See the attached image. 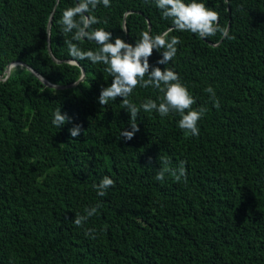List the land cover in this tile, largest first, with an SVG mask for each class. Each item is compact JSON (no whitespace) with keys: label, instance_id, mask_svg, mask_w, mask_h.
I'll use <instances>...</instances> for the list:
<instances>
[{"label":"trees","instance_id":"16d2710c","mask_svg":"<svg viewBox=\"0 0 264 264\" xmlns=\"http://www.w3.org/2000/svg\"><path fill=\"white\" fill-rule=\"evenodd\" d=\"M77 2L0 0L2 79L17 63L0 80V264H264V0H202L232 38L173 31L180 38L174 59L158 65L155 50L149 58L179 74L193 108H207L199 135L180 129L178 114L141 110L130 141L120 137L131 130L122 98L98 103L111 84L105 66L67 62L72 33L59 20ZM90 14L112 42L119 36L134 45L149 24L152 35L173 27L153 0H111ZM21 63L69 87L50 88ZM162 95L137 87L129 99L139 107ZM57 109L71 118L63 127L52 124ZM74 125L82 126L76 138ZM162 158L172 168L185 161L187 182L171 172L156 180ZM105 175L115 187L100 197L92 186ZM97 204V215L73 223ZM88 229L95 231L86 236Z\"/></svg>","mask_w":264,"mask_h":264},{"label":"clouds","instance_id":"9594fccd","mask_svg":"<svg viewBox=\"0 0 264 264\" xmlns=\"http://www.w3.org/2000/svg\"><path fill=\"white\" fill-rule=\"evenodd\" d=\"M153 2L155 7L160 10L161 18L171 19L173 27L156 35H152L150 29L143 31L134 45L125 42L119 36L112 42L111 31L92 27L100 24L101 21L90 13L99 5L111 7V0H78L73 6L63 10L59 20L62 32L72 33L71 40L65 41L68 55L71 57L67 62L76 67H79V61L82 60H88L93 65L103 64L105 71L111 76V84L100 90L98 103L105 106L110 101H116L118 97L122 98L121 103L130 117L129 126L131 129H122L120 133V137L125 141L132 140L135 134L140 131L137 117L141 110L146 113L155 111L161 117L178 114L180 117L178 127L192 136H198V123L206 114L207 108L204 106L193 108L196 100L188 87L181 82L179 74L171 68L161 69L150 65L149 58L155 50L162 56L156 62L158 65L165 66L174 59L180 38L175 35L170 36L173 31L190 32L201 39L215 36L217 32H220L222 37L232 38L229 36L227 28L219 26V13L206 7L202 0H189V2L186 0H153ZM121 30L127 33L126 27H122ZM84 40L93 41L98 47L95 50H83L79 43L73 42ZM161 49H163L162 52ZM137 87L145 89L153 87L159 90L163 94L159 98L160 102L157 103L156 100L148 98L138 107L129 99ZM205 91L210 94L213 105L219 108L220 103L216 98L215 90L209 86ZM70 119L67 113L62 114L61 109H57L53 114L52 124L63 127ZM81 131V125H74L69 129L72 138L78 137ZM185 163V161H180L178 167L172 168L171 161L168 158H162V167L157 172L155 179L163 182L165 174L171 172L177 182L181 179L187 182ZM92 187L96 189L98 196L104 197L109 188L115 187V181L105 175L98 184H93ZM99 207L100 204H97L86 208L84 215L76 214L73 223L77 227L83 226L90 217L98 214ZM94 231V229H88L85 235L90 236ZM91 238L94 239L95 236L93 235Z\"/></svg>","mask_w":264,"mask_h":264},{"label":"water","instance_id":"95a60500","mask_svg":"<svg viewBox=\"0 0 264 264\" xmlns=\"http://www.w3.org/2000/svg\"><path fill=\"white\" fill-rule=\"evenodd\" d=\"M52 16H53V13L51 14V16H50V19H49V22H48V26H47V30H48V34L50 33V28H51V23H52ZM149 29H150V24H149ZM49 50H50V48H49ZM49 53H50V55H51V57H52V59L53 60H55L56 62H58V63H60L61 61H58V60H56V58L52 55V53H51V50L49 51ZM17 63H11V64H9L8 66H7V69H6V77L4 78V79H2V76H0V80H5L8 76H9V74H10V69L13 67V66H15ZM21 65L22 66H26V68L28 69V70H30L31 72H33V74L37 77V78H39L42 82H43V84L44 85H46V86H48V87H50V88H55V89H64V88H67V87H69V86H59V85H54V84H51V83H49L47 80H45V79H43L38 73H36L34 70H32L30 67H28L27 65H25L24 63H21ZM84 77H85V71H84V69L82 68V76H81V78L79 79V81H82L83 79H84ZM78 82H76L75 84H77ZM75 84H73V85H75Z\"/></svg>","mask_w":264,"mask_h":264}]
</instances>
